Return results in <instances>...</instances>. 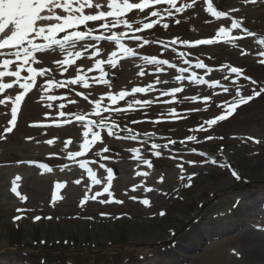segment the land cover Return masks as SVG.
<instances>
[{
  "label": "rangeland",
  "instance_id": "obj_1",
  "mask_svg": "<svg viewBox=\"0 0 264 264\" xmlns=\"http://www.w3.org/2000/svg\"><path fill=\"white\" fill-rule=\"evenodd\" d=\"M179 2L189 3L191 0ZM213 3L217 10L229 11L232 7H239L237 18H244L245 25L257 38L264 37V0H258L254 5H244L243 0H213ZM201 4L202 0H198L197 11L187 10L182 14L179 17L182 21L179 26L172 22L169 30L157 27L145 35L149 39L166 41L174 36L190 41L210 38L214 35L217 21L199 10ZM135 18L141 19L140 14L136 13ZM103 47L113 46L105 43ZM260 47L264 46H258L255 39L248 38L235 45L198 46L191 50L178 46L177 50L189 51L193 63L197 58L203 59L214 69H218L221 63H232L233 66H242L246 73L255 78H264V67L259 66L257 59V50ZM242 50H247L248 55L241 56ZM162 51L159 45L151 44L146 46L141 54H159ZM57 57L62 58V54L56 53L45 59L51 64ZM161 58H170L172 62L182 66L179 58L170 51ZM139 63L142 62L138 58H129L123 61L118 69H107L117 77L112 81V90L130 91L133 86L152 82L155 79L152 75L144 78L136 75ZM51 66L56 68L54 64ZM196 71L203 74L202 70ZM71 74L61 75L57 70L55 78H70ZM216 76L219 77L220 74L217 72ZM171 86H175L174 81ZM108 90L107 86H97L96 98ZM202 92L207 94L209 90L206 86L193 85L185 94L200 96ZM55 94L65 95L66 90H56ZM4 97L5 93H0V99ZM72 98L77 100L79 106L67 105L65 102L66 111H90V107L82 98ZM140 98L148 97L141 94ZM121 105L124 106L123 102ZM169 107H175L177 111L185 114L187 119L171 120L161 117V113H166ZM193 107H199L200 111L189 115L186 110ZM205 107L202 100L170 105L154 104L146 110V116L144 112L137 111L115 115L113 119L119 120L122 125L125 120L129 123L131 119L144 120L143 123L130 126L141 133L154 131L156 142L163 144L168 138L179 141L190 134V127L197 126L205 116L210 115L205 112ZM10 111L9 105H0V129L7 126ZM46 111L50 116L56 117L58 109H47L46 102L39 101V91L34 90L26 97V102L22 103V112L18 111V126L12 134H7L5 141H0V264L255 262L251 257L247 259L246 251L237 246L236 242L226 244V241L247 228L264 230V99L257 98L244 107L235 119L221 123L215 128L212 134L216 137L224 136L223 141L217 138L212 142L202 141L200 145L186 142L187 147L177 144L173 146L171 153L167 149L162 150V156L159 158L152 157L146 151L145 157L154 164L151 170L142 165L137 169L128 152L129 143L132 146H140L138 143L108 139L107 146L112 151L105 163L107 167H112L115 174L114 198L124 202L105 205L88 201L83 207L79 201L86 191L85 185H76L73 181L78 178L86 180V173H83L78 165L67 161L63 148L64 142L72 139L69 150H78L83 129L79 124L60 128L31 126L33 122H57L45 119ZM212 111L215 112V108ZM157 119L161 122H150ZM197 135L202 140V134ZM248 136L260 139L261 143L257 145L248 141ZM28 137L33 139L29 140ZM48 139L53 140L52 145L45 143ZM191 147H196L197 153L206 152L209 158L189 152L187 149ZM49 153L58 155L49 158ZM29 160L35 161L36 164L47 163L53 171L47 173L34 165L20 163ZM213 160L216 163H212ZM186 161L196 163L192 165L185 163ZM177 163L185 164L183 173L176 167ZM137 170L149 171L147 180L136 177ZM233 170L240 174L241 180H235L231 176ZM99 172L106 176L103 170ZM193 172L197 175L188 181L187 177ZM161 175L165 177L163 184L158 182ZM181 175L185 177L184 180L180 179ZM16 176L21 177L18 181V191L27 197L26 200H21L11 192V182ZM56 182H66V187L57 191L60 199L53 204L51 193L56 191ZM139 183H144L154 191L148 193L138 189L132 192V185ZM185 184L189 186L185 187ZM97 190L102 189L100 186H94L93 191ZM133 195L137 196L138 200L149 199L150 206L130 199ZM17 208L27 211L18 213ZM161 211L166 215L160 216ZM101 213L109 215L101 216ZM17 215L22 218L14 221L13 218ZM35 215H40L42 219L35 221ZM48 216L53 219L44 218Z\"/></svg>",
  "mask_w": 264,
  "mask_h": 264
},
{
  "label": "snow or ice",
  "instance_id": "obj_2",
  "mask_svg": "<svg viewBox=\"0 0 264 264\" xmlns=\"http://www.w3.org/2000/svg\"><path fill=\"white\" fill-rule=\"evenodd\" d=\"M256 3L258 0H243L244 5ZM187 10L197 11L198 0H191L189 3H181L179 0H0V93H5V97L0 99V105L7 107V102L10 101L11 106L7 126L0 129V141H5L7 134L14 132L18 126V111L22 112V103L26 102L29 94L38 90L39 101L46 102L47 109H58L56 117L50 116L46 111L44 118L57 122L54 125L33 122L31 126L60 128L79 124L83 129L78 150H69L72 139H68L63 145L67 161L78 165V168L86 173V180L78 178L73 181L76 185L84 183L86 188L83 198L79 201L81 207L88 201L105 205L124 202L114 198L115 174L112 167H107L105 163L112 151L107 146L108 139L138 143L140 146H132L129 143L128 152L137 169L142 165L149 170L154 168V164L145 157L146 151L152 157L159 158L162 156V150L167 149L171 153L173 146L177 144L187 147L186 142L200 145L202 141L212 142L217 138L223 141L224 136L216 137L212 132L221 123L235 119L244 107L257 98L264 99V78H255L246 73L242 66H233L232 63H221L218 69L210 67L199 58L193 63L189 51H178L177 48L183 46L191 50L198 46L217 45L221 41L226 45H235L248 38L255 39L258 46H264V37L257 38L245 25L244 18H237L239 7H232L229 11L217 10L213 0H202L199 7V10L217 21L214 35L210 38L190 41L174 36L166 41L149 39L145 35L157 27L169 30L172 22L179 26L182 23L179 17ZM136 13L140 14L141 19L135 18ZM234 30L238 34H233ZM105 43L113 47L104 48ZM151 44L159 45L163 51L159 54L142 55L141 51ZM169 51L179 58L182 66L172 62L170 58H161ZM56 53L62 54V58L57 57L48 64L45 58ZM240 54L246 56L248 52L242 50ZM129 58H138L142 62L137 65L138 77L152 75L155 79L143 86H133L130 91H114L112 82L108 79L111 73L107 69L116 70ZM257 59L259 66L264 67V47L258 48ZM83 61L88 63H82ZM53 64L56 68L51 66ZM57 70L61 75L72 74L70 78L56 79ZM196 70H202L203 74ZM217 72L219 77L216 76ZM172 81L175 86H171ZM193 85L206 86L209 92H202L200 96L185 94ZM97 86H107L109 90L100 93L99 98H96ZM59 89L66 90V94H55ZM141 94L148 98H140ZM73 96L82 98L90 107V111H66V103L79 106ZM200 100L206 106L205 112L210 115L205 116L197 126L190 127V134L179 141L168 138L166 143L162 144L156 142L154 131L141 133L132 127L145 122L144 120L131 119L130 123L125 120L122 125L119 120L113 119L115 115L137 111L144 112L146 116V110L154 104L170 105ZM213 108L215 112L212 111ZM199 111V107L186 110L189 115ZM161 117L171 120L187 119V116L175 107H169L166 113H161ZM150 122L160 123L161 120ZM197 133L202 134V140ZM246 139L257 145L261 143L260 139L253 136ZM45 143L52 145L53 140L48 139ZM187 150L200 157L208 155L204 151L197 153L196 147ZM57 155L58 153H49V158ZM20 163L34 165L47 173L53 171L47 163L36 164L31 160ZM185 163L194 165L196 161ZM212 163L216 161L213 160ZM176 167L181 173L185 171L184 163H177ZM99 170H103L106 176H102ZM149 175L147 170L135 172L136 177H143L145 180ZM195 175V172L189 175L188 181ZM231 176L235 180H241L240 174L235 170L231 171ZM20 179V176H16L12 180L11 192L21 200H26L27 197L18 191ZM180 179L184 180L185 177L181 175ZM158 182L163 184L165 177L161 175ZM94 186H100L102 190L93 191ZM188 186L189 184H185V187ZM54 187L56 191L51 193L53 204L60 199L57 191L65 188L66 182H56ZM138 189L148 193L154 191L144 183L131 187L132 192ZM130 199L135 201L138 197L133 195ZM138 202L150 206V200L147 198L139 199ZM16 211L24 213L27 210L17 208ZM108 215L101 213V216ZM159 215L165 216L166 213L161 211ZM21 218V215H17L13 219L18 221ZM44 218L53 219L51 216ZM33 219L40 221L42 217L35 215Z\"/></svg>",
  "mask_w": 264,
  "mask_h": 264
},
{
  "label": "bare ground",
  "instance_id": "obj_3",
  "mask_svg": "<svg viewBox=\"0 0 264 264\" xmlns=\"http://www.w3.org/2000/svg\"><path fill=\"white\" fill-rule=\"evenodd\" d=\"M8 105L10 106V103ZM232 241L236 242L237 246L246 251L247 259L250 257L254 259L255 262L253 264H264V231L247 228L237 233L234 237L228 238L226 244Z\"/></svg>",
  "mask_w": 264,
  "mask_h": 264
}]
</instances>
